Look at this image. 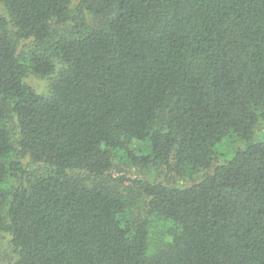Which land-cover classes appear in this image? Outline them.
Listing matches in <instances>:
<instances>
[{"label": "trees", "instance_id": "obj_1", "mask_svg": "<svg viewBox=\"0 0 264 264\" xmlns=\"http://www.w3.org/2000/svg\"><path fill=\"white\" fill-rule=\"evenodd\" d=\"M2 235L10 264H264V0H0Z\"/></svg>", "mask_w": 264, "mask_h": 264}, {"label": "rangeland", "instance_id": "obj_2", "mask_svg": "<svg viewBox=\"0 0 264 264\" xmlns=\"http://www.w3.org/2000/svg\"><path fill=\"white\" fill-rule=\"evenodd\" d=\"M27 82L32 85L38 93H43L45 90V85L46 82L40 78L30 76L27 79ZM240 146V143L237 144H231L230 142L228 143H223L220 145L218 148V154L216 156L217 162L223 161V159L228 158L233 150L237 147ZM135 172L132 170L131 171V176H134ZM172 184L177 185V186H186L189 183V180H183L182 178H176V180L171 181ZM9 237L8 235H2L0 237V264H10L14 256L11 252V249L8 244Z\"/></svg>", "mask_w": 264, "mask_h": 264}]
</instances>
